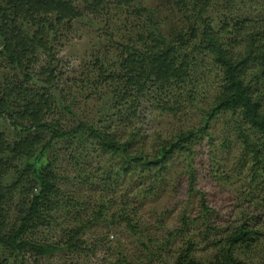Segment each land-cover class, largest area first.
I'll list each match as a JSON object with an SVG mask.
<instances>
[{
	"label": "trees",
	"instance_id": "obj_1",
	"mask_svg": "<svg viewBox=\"0 0 264 264\" xmlns=\"http://www.w3.org/2000/svg\"><path fill=\"white\" fill-rule=\"evenodd\" d=\"M166 1L168 8L176 9L185 19V33L171 32L166 36L153 11L139 0H112L114 6L130 11L137 21L143 19L145 26L138 27L137 39H129L121 46L118 73L102 74L104 83L111 81L118 86L110 107L103 108L108 114L100 115L97 124L79 122L66 130L48 120L55 105L54 92L60 75L54 43L61 28L69 27L74 20L101 15L109 2L0 0V59L11 72L0 76V248L15 260L18 258L19 264H25L28 254L44 258L61 250H78L84 231L102 218L107 208L101 196L92 218L78 222L76 227L67 223L61 231L65 237L62 245L36 240L35 231L56 224L58 211H68L69 216L71 205L73 208L80 205L67 197L60 200L56 160L48 161L40 173L31 163L38 152L52 149L53 141L67 140L69 146H76L69 162L84 180L91 179L82 167L81 154L86 152V142L94 143L102 155L118 159L114 171L98 168L106 190L114 188L115 181L107 180L111 175L117 179L120 174L140 176L148 171L155 181L162 176L174 153H190L191 146L205 132L202 127L178 132L167 140L158 139L147 153L143 146L138 149L132 146L137 132L126 127L129 134L124 139L113 126L115 123L129 124L150 88L162 91L166 87H178L190 78L187 62L194 53L208 54L221 72V92L206 112V120L219 114L228 115L232 122L229 132L242 154L251 157L255 165L264 166V0ZM249 2L263 5L260 10L256 6L254 15L245 14ZM162 103L167 105L163 100ZM62 109L69 113L70 105H62ZM74 139L82 143L75 145ZM137 169L141 171L136 172ZM260 177L264 178V173ZM133 181L138 182L135 177ZM25 182L32 188L39 186V190L32 195L28 207L19 209L10 223L9 206ZM194 183L195 178L190 174V191ZM200 204L202 219L207 221L209 207L203 196ZM124 215L125 226L136 233V221ZM188 225L189 220L183 216L180 231L184 232ZM251 228L244 223L213 240L210 246L214 253L210 260L194 256L196 245L187 239L185 248L177 253L171 264H264V255L256 261L247 257L260 240ZM172 237L169 234L165 244ZM0 264H8L7 259H1Z\"/></svg>",
	"mask_w": 264,
	"mask_h": 264
},
{
	"label": "rangeland",
	"instance_id": "obj_2",
	"mask_svg": "<svg viewBox=\"0 0 264 264\" xmlns=\"http://www.w3.org/2000/svg\"><path fill=\"white\" fill-rule=\"evenodd\" d=\"M105 1L109 4L101 15L72 21L69 27L59 30L54 43L60 75L54 92L55 105L48 120L66 130L79 122L97 124L100 115L108 114L103 108L110 107L118 86L111 81L104 83L102 74L118 73L121 46L129 39H137L139 28L145 26L143 19L137 21L130 11L117 8L112 0ZM139 1L153 11L166 36L171 32L185 33V19L176 9L168 8L166 0ZM262 5L249 2L245 14L254 15L256 6L259 9ZM187 64L190 78L178 87H166L162 91L150 88L129 124L115 123L113 126L124 139L129 134L126 127L137 132L132 146L134 149L143 146L147 153L158 139L167 140L188 129L202 127L205 130L200 140L191 146L190 153L172 155L162 176L155 181L148 171H143L141 177L137 173L127 177L120 174L117 179L111 175L107 180L115 181L114 188L106 190L98 168L114 171L119 160L102 155L91 142H86V152L81 154L85 174L91 177L88 180L79 177L70 166L76 146H69L67 140L53 141L52 149L38 152L31 161L37 172L40 173L48 161L56 160L60 200L67 197L80 205L75 208L71 205L69 216L68 211H58L56 224L35 231L37 241L62 245L65 237L61 231L67 223L76 227L78 222L92 218L101 196L107 208L102 218L84 231L78 250H61L44 258L28 254L25 264H171L177 253L185 248L187 239L196 245L194 256L210 260L214 253L210 243L244 223L260 237L247 257L252 261L263 257L264 178L260 175L264 173V166L255 165L251 157L242 154L229 132L232 122L228 115L219 114L206 120V112L221 92L220 68L208 54L201 52L192 54ZM9 70L0 59V76L10 74ZM64 104L70 105L69 113L62 109ZM72 142L82 143L78 139ZM190 174L195 178L192 191L189 190ZM134 177L138 182L133 181ZM38 190L39 186L32 188L31 184L24 183L9 206L10 223L19 209L28 207ZM202 196L209 207L207 221L202 219ZM124 213L136 221V233L125 226ZM183 216L189 220V225L181 232ZM169 234L173 237L165 244ZM4 258L8 264H19L18 258L15 260L0 248V260Z\"/></svg>",
	"mask_w": 264,
	"mask_h": 264
}]
</instances>
